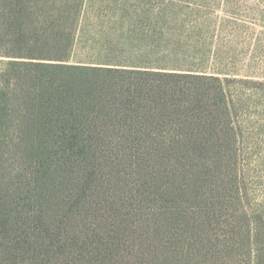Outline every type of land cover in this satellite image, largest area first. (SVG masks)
<instances>
[{"label": "trees", "instance_id": "1", "mask_svg": "<svg viewBox=\"0 0 264 264\" xmlns=\"http://www.w3.org/2000/svg\"><path fill=\"white\" fill-rule=\"evenodd\" d=\"M87 5L0 0V264H134L149 220L192 226L198 209L161 205V159L186 167L200 216L227 203L211 168L241 151L229 91L241 79L179 42L174 63L117 59L106 39L107 57L73 58L80 42L96 52L77 39Z\"/></svg>", "mask_w": 264, "mask_h": 264}, {"label": "rangeland", "instance_id": "2", "mask_svg": "<svg viewBox=\"0 0 264 264\" xmlns=\"http://www.w3.org/2000/svg\"><path fill=\"white\" fill-rule=\"evenodd\" d=\"M87 17L77 39L86 38L96 52L80 42L73 58L107 57L96 45L106 39L122 48L111 55L117 59L174 63L170 48L179 42L196 45V57L241 79L229 87L241 151L230 163L224 159L230 168L223 163L224 170L211 168L217 201L225 198L226 205L200 216L186 167L177 169L161 159L156 180L157 193L166 200L161 205L176 210L186 203L198 209H192V226L171 214L149 220V228L137 234L145 247L132 243L134 264H264V0H88ZM230 234L232 251L225 250Z\"/></svg>", "mask_w": 264, "mask_h": 264}]
</instances>
